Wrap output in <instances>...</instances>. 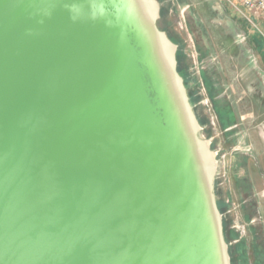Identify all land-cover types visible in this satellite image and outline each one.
<instances>
[{
	"label": "water",
	"instance_id": "obj_1",
	"mask_svg": "<svg viewBox=\"0 0 264 264\" xmlns=\"http://www.w3.org/2000/svg\"><path fill=\"white\" fill-rule=\"evenodd\" d=\"M160 5L0 0V264H230Z\"/></svg>",
	"mask_w": 264,
	"mask_h": 264
},
{
	"label": "rangeland",
	"instance_id": "obj_2",
	"mask_svg": "<svg viewBox=\"0 0 264 264\" xmlns=\"http://www.w3.org/2000/svg\"><path fill=\"white\" fill-rule=\"evenodd\" d=\"M157 25L177 47L199 136L216 160L214 193L230 264H263L264 237L249 222L245 195L264 189L252 142L264 120V26L234 0H162Z\"/></svg>",
	"mask_w": 264,
	"mask_h": 264
},
{
	"label": "crops",
	"instance_id": "obj_3",
	"mask_svg": "<svg viewBox=\"0 0 264 264\" xmlns=\"http://www.w3.org/2000/svg\"><path fill=\"white\" fill-rule=\"evenodd\" d=\"M260 124L263 126V129L261 130V133H257L255 136V140H252V142L255 144L254 150L256 152L255 160H257V164L259 167H264V120L262 119L260 121ZM262 128V127H261ZM258 170V168H257ZM263 174V173H262ZM262 185L264 187V180L262 181ZM245 201L247 202V206L249 208V222L254 224L255 230L259 227L256 233L262 234L264 237V189L255 191L254 193H249L245 195ZM253 201L254 204L252 203ZM249 231L253 230L250 227ZM258 239V237L256 238ZM264 239V238H263ZM259 242V239H258ZM264 242V240H263Z\"/></svg>",
	"mask_w": 264,
	"mask_h": 264
},
{
	"label": "built area",
	"instance_id": "obj_4",
	"mask_svg": "<svg viewBox=\"0 0 264 264\" xmlns=\"http://www.w3.org/2000/svg\"><path fill=\"white\" fill-rule=\"evenodd\" d=\"M243 10L258 17L264 26V0H234Z\"/></svg>",
	"mask_w": 264,
	"mask_h": 264
},
{
	"label": "trees",
	"instance_id": "obj_5",
	"mask_svg": "<svg viewBox=\"0 0 264 264\" xmlns=\"http://www.w3.org/2000/svg\"><path fill=\"white\" fill-rule=\"evenodd\" d=\"M160 2L162 1V0H159ZM161 12V11H160ZM162 16V15H161ZM178 65V67H177V70H178V72H180V68H179V64H177Z\"/></svg>",
	"mask_w": 264,
	"mask_h": 264
},
{
	"label": "flooded vegetation",
	"instance_id": "obj_6",
	"mask_svg": "<svg viewBox=\"0 0 264 264\" xmlns=\"http://www.w3.org/2000/svg\"><path fill=\"white\" fill-rule=\"evenodd\" d=\"M262 263L264 264V262L262 261Z\"/></svg>",
	"mask_w": 264,
	"mask_h": 264
}]
</instances>
